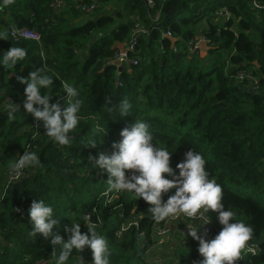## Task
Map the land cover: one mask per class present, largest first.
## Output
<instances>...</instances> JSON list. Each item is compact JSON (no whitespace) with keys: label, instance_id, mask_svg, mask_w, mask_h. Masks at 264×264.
<instances>
[{"label":"trees","instance_id":"1","mask_svg":"<svg viewBox=\"0 0 264 264\" xmlns=\"http://www.w3.org/2000/svg\"><path fill=\"white\" fill-rule=\"evenodd\" d=\"M52 1L15 0L5 13L16 28L38 32L40 40L0 39V52L12 46L27 52L13 69L0 68V171L4 161L7 173L9 162L24 150L35 151L41 166L26 170L7 189V179L4 186L0 180V264H54L50 239L30 235L28 210L35 199L53 207L59 220L55 230L65 240L66 225L81 223L86 232L84 217L90 216L97 233L108 241L111 264H149L145 240L138 234L149 240L153 227L163 221L152 219L150 205L142 198L107 192V173L89 161L113 152L111 140L118 143L121 130L141 119L149 123L154 143L172 152L174 169L188 150L202 154L209 178L223 187L225 210L252 227L251 242L263 239L260 255L242 253L237 264H264V11L253 9L252 0H159L152 8L145 0H67L56 11L49 6ZM93 3L95 11L81 12L82 5ZM203 22L206 29L197 35ZM136 24L149 35H140L129 53L137 64L124 65L118 73L112 63L119 51L116 44L126 45ZM168 32L174 43L165 36ZM196 36L207 42L204 57L198 49L189 50ZM36 69L53 77L50 103L67 106L62 82L77 88L83 100L81 120L68 146L54 144L42 122L30 130L36 121L24 112L26 86L17 77ZM239 72L245 75L242 80ZM7 98L21 106L15 120H9L2 107ZM106 98H111L110 105ZM125 98L132 108L121 118L116 109ZM92 140L98 142L95 148L86 145ZM209 215L221 230L217 213ZM133 218L139 226L115 236L120 224ZM176 239L170 244L174 258L166 264H200L198 241L183 247ZM80 255L90 264L87 248L81 254L74 251L68 264H77Z\"/></svg>","mask_w":264,"mask_h":264},{"label":"clouds","instance_id":"2","mask_svg":"<svg viewBox=\"0 0 264 264\" xmlns=\"http://www.w3.org/2000/svg\"><path fill=\"white\" fill-rule=\"evenodd\" d=\"M15 3V0H0V9ZM9 33L0 31V39H8ZM0 68L13 69L25 60V48L12 46L0 52ZM18 81L25 85L23 109L37 122L38 128L42 122L46 136L58 146H68L72 141L70 133L77 129L81 120L83 100L74 86L63 83L67 95V106L50 103L48 94L53 87V77L41 69L29 73L27 77L18 76ZM111 104V98H106ZM9 120L16 119V113L21 106L10 99L2 104ZM132 104L128 99H122L117 109L121 118L130 115ZM109 108L108 111H113ZM105 134V133H104ZM122 139L114 142L111 155L100 153L90 157L93 167L101 173H107V192H127L136 198H142L150 207L152 219L159 223L176 217H186L193 221H203V226L192 223L185 224L187 236L198 241L197 251L203 258L200 264H237L242 253L252 252L249 245L253 238L252 227L243 220H235L232 210H225L223 204L224 191L221 184L210 179L211 173L206 169V160L201 153L190 149L184 154V159L175 169L171 166L170 152L166 147H158L154 143L150 125L144 120H135L130 127L121 130ZM101 141V138H100ZM97 141L88 144L96 147ZM41 166L40 157L35 151L24 150L19 158L9 162L7 174L18 178L28 169ZM174 190V191H173ZM171 193L170 195H168ZM168 195L165 201L163 197ZM217 213V220L222 229L213 239H207V231L201 234L204 226L211 218L205 214ZM32 229L30 235L41 234L45 240L50 239L53 247L54 264H68L73 252L81 254L86 248L91 252L90 264H111L112 255L108 241L97 233L96 225L90 216H85L87 231H81V223L71 221L64 231L67 240L55 230L59 220L54 217V209L43 199H35L28 210ZM234 221V222H231ZM77 264H85L80 255Z\"/></svg>","mask_w":264,"mask_h":264},{"label":"built area","instance_id":"3","mask_svg":"<svg viewBox=\"0 0 264 264\" xmlns=\"http://www.w3.org/2000/svg\"><path fill=\"white\" fill-rule=\"evenodd\" d=\"M145 1L147 2V6L149 8H152L154 6L155 2H157L159 0H145ZM64 5H65V0H53L52 3L50 4V7L56 11V10L62 8ZM251 5H252L253 9L264 11V0H252ZM96 8H97V4L93 3L91 5H82L80 10H81V12H83L85 14H91L93 11L96 10ZM8 33L10 34L9 36H11V38L14 41L31 40V41L39 42V40H40V34L38 32H35V31L27 29V28L15 29L12 27L8 30ZM140 35L141 36H148L149 31L144 29L139 24H136L135 29L131 35L130 41L125 45V47L123 48L124 49L123 51L119 50L115 54V57H114V60L112 63H114L115 61L118 60L121 62V64L123 66L127 62H130L133 65H136L137 60L135 58H130L129 53L134 52L136 44H137V40H138ZM165 36L169 37L170 39L172 38L170 32L166 33ZM200 39L205 41V39L203 37ZM193 44L194 43L191 44V47L189 49L191 53H193L197 48H199L197 45H195V47L192 48ZM206 44H207V42H206ZM0 51H1V46H0ZM244 77H245V75L242 72L238 73V79L239 80H242ZM253 81H254V84L256 85L258 82L257 76H253ZM36 125H37V122H34L30 126V130L32 128H33V130H36L37 129ZM111 153H112V151L107 152L105 154L111 155ZM21 177L22 176H20L18 178H12L7 174L6 175L7 184L4 187V189H7V187L9 186L10 183L17 181ZM205 215L208 216L209 218H211L209 213H207ZM188 223H192L194 225H199L201 227L203 226V221H201V220L193 221L189 218L180 216V217L170 218L168 220H165V221H163V224L155 225L153 227L151 233H150V239L149 240H147L145 238L143 232L138 234L139 239L145 240V246L147 247L145 254L151 260L150 261L151 264L158 263L156 260L157 256L153 255L154 253L161 251V249L164 246H166V244H168V243H171V244L175 243L176 237L174 235V229H173L174 225H181L182 226V232H181L180 238L176 239L178 245L180 244L181 246L185 247L186 245L189 244L190 241L193 240L190 236H187V228H186L185 224H188ZM138 226H139V221L137 218H133V219L128 220V221L127 220L123 221V223H121L119 228L115 231V236H117L118 238H121L124 234H126L128 231H130L131 228L138 227ZM204 231H207V239L210 240V239H213L219 233L220 230H217L214 226V222L212 220H210V223L204 226V229L202 230L201 234H203ZM248 243L254 249L255 254H253L252 252H244L245 255L255 257V256H258L261 254V252H262L261 246H259L257 243H253L251 241H249ZM28 264H51V261L39 260V261H36L34 263L28 262Z\"/></svg>","mask_w":264,"mask_h":264},{"label":"crops","instance_id":"4","mask_svg":"<svg viewBox=\"0 0 264 264\" xmlns=\"http://www.w3.org/2000/svg\"><path fill=\"white\" fill-rule=\"evenodd\" d=\"M71 1V0H70ZM73 2H78V1H80V0H72ZM65 2H68L67 0H65ZM52 3V2H51ZM51 3H49V6H50V4ZM65 6V5H64ZM109 8H110V5L108 6ZM8 10V8L6 7V8H3V9H0V31H6V32H8V30L10 29V28H15V29H19V28H27V27H19V28H16L13 24H12V19H11V17L9 18V17H6L5 16V13H6V11ZM111 10V9H110ZM112 10H114V9H112ZM113 13L114 12H116L115 10L114 11H112ZM158 18V14L156 13L155 14V17H154V20H156ZM27 29H29V28H27ZM204 29H206V23H202V24H200L197 28H196V34L197 35H199L200 33H201V31L202 30H204ZM31 30V29H30ZM11 37V36H10ZM200 38H202L201 36H200ZM12 39V38H11ZM13 40V39H12ZM14 41V40H13ZM21 41V40H20ZM16 42H18V41H16ZM116 47L118 48V50H120V51H123L124 49V47H125V44H121V43H118V44H116ZM199 51H201L200 50V48H197ZM253 71H255V69L254 70H252V72ZM257 72L255 71V75L254 76H258L257 74H256ZM175 227H174V229H175V234H176V238L178 239V237H179V235L181 234V232H182V226L181 225H174Z\"/></svg>","mask_w":264,"mask_h":264},{"label":"rangeland","instance_id":"5","mask_svg":"<svg viewBox=\"0 0 264 264\" xmlns=\"http://www.w3.org/2000/svg\"><path fill=\"white\" fill-rule=\"evenodd\" d=\"M114 142L117 143L116 139H115V140H111V144H112V145H113ZM2 163H3V164H2V166H1V171H0V180L3 182L4 179L6 178V174H7V173L5 172V164H4V161H3ZM5 163H6V162H5ZM1 181H0V182H1ZM1 186H4V182H3V184L1 183ZM107 188H108V183H107V181H106V184H105L104 189H107ZM127 194H128V196L130 197V199H132V200H136V199H138V198H136V197H135L134 195H132V194H129V193H127ZM174 227H175V226H173V229H174ZM174 235H175V229H174ZM170 244H171V243H168L166 246H164V247L161 249V251L156 252V253L153 254V255L157 256V257H156V260H157L158 263H156V264H166L165 261H167L168 258L174 256V252H176V250H174L173 248H171V247H170ZM173 258H174V257H173ZM170 259H171V258H170ZM149 264H151L150 261H149Z\"/></svg>","mask_w":264,"mask_h":264},{"label":"water","instance_id":"6","mask_svg":"<svg viewBox=\"0 0 264 264\" xmlns=\"http://www.w3.org/2000/svg\"><path fill=\"white\" fill-rule=\"evenodd\" d=\"M171 40H172L173 43H174V40H173L172 38H171ZM195 45H197V46L200 48V50H201V51H200V56H201V57H204V56L206 55V53H207V50H208V46H207V44L205 43V41L201 40L199 36H196V37H195V42H194L192 48L195 47ZM113 64L118 68V69H117V72H118V73H121L122 70H123V68H124V66L121 64V62L117 60V61H115ZM255 64H256V63H255ZM130 65H131V63H130V62H127V63L125 64V67H128V68H129ZM262 242H263V239L259 240V242H257V244H258L259 246H261Z\"/></svg>","mask_w":264,"mask_h":264}]
</instances>
